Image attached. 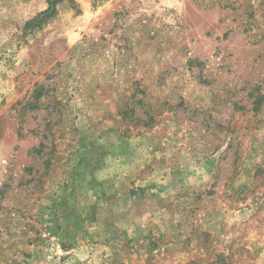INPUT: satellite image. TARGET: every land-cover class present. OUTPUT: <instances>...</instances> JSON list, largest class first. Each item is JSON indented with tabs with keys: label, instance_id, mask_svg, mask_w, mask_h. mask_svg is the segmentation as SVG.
<instances>
[{
	"label": "rangeland",
	"instance_id": "1",
	"mask_svg": "<svg viewBox=\"0 0 264 264\" xmlns=\"http://www.w3.org/2000/svg\"><path fill=\"white\" fill-rule=\"evenodd\" d=\"M0 264H264V0H0Z\"/></svg>",
	"mask_w": 264,
	"mask_h": 264
}]
</instances>
